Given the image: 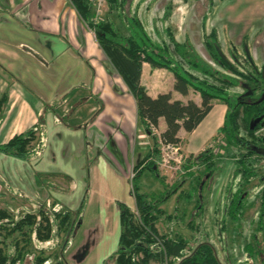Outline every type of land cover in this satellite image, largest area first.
Here are the masks:
<instances>
[{
  "label": "rangeland",
  "instance_id": "rangeland-1",
  "mask_svg": "<svg viewBox=\"0 0 264 264\" xmlns=\"http://www.w3.org/2000/svg\"><path fill=\"white\" fill-rule=\"evenodd\" d=\"M104 2L105 7L98 22L109 19L126 34L127 25L124 16L134 12L154 40L167 41L169 29L180 43L187 37L198 55L211 65L213 64L203 40L204 36L214 29L218 34L220 48L226 56L230 57L231 47H235L234 53L238 51L239 54L242 53L244 46L247 47L251 59L260 68L264 80V0H130L126 8L119 11L111 9L108 0ZM80 23L82 25V22ZM4 33V28H1L0 36ZM91 35L93 37V33ZM0 44L5 45L4 40L0 39ZM40 60L38 61L42 62L47 76L57 73L55 75L58 80L53 83L47 76L46 80H42L43 77L39 76L36 81L37 86L42 82L45 89L50 88L54 93L67 94L65 88L70 86L71 81L66 76L71 73L73 66L54 65L52 64L54 61L50 59ZM103 60L107 70L116 76L123 87L105 56ZM27 71L32 74L30 67ZM0 75L5 78L3 83L7 91L20 88L18 85L20 82L14 81V74L8 72L1 64ZM18 75L16 78L22 77L20 73ZM170 75L173 78L171 73ZM168 76L166 70L154 77L145 75L144 83L150 91H153L152 94H155L157 88L158 90L170 88ZM30 84L32 89L36 88L34 81ZM172 85L173 99L178 95L174 94ZM234 91L242 93L243 87H237ZM115 92L121 94L116 89ZM32 93L37 95L35 92ZM127 95L131 100L128 92ZM36 98L39 99L37 115L45 114V121L48 118L51 122L63 124L67 132L80 129L82 134L63 133L55 136L59 139L57 141L50 138L51 134L45 125L41 129L39 145L33 147L30 159L20 160L0 153V210L6 211L16 219L26 213H36L40 209L50 214L53 210L76 212L80 207L82 211L79 220L76 218L71 220V225L65 233H58L57 222L51 215V237L45 241L33 239L30 246L32 255L26 256L21 263L30 264L27 261L38 255L41 250L45 256H51L43 264H72L67 258L73 248L79 246L82 241L81 249L73 258L76 262L80 261L89 249L91 256L96 255L104 243V246L113 244L115 252L118 248L119 235L114 222L117 218L105 220L107 213L112 216L114 211L109 205V197L123 198L120 201L130 209L133 207L135 211L130 175L131 163L138 162L142 158V153L137 148L142 146L141 142L146 141L143 148L150 151L153 145L152 137L155 136L142 131L138 123L132 124L122 119L120 115L123 109L114 101L110 106L100 102L99 111L87 118L88 112H82L85 108L81 109L79 114L76 113L81 102L70 93L63 98L60 97L59 100L58 96H55L53 101L48 98V102L41 96H35L33 100H37ZM188 99L200 103L199 96L193 91L182 97L184 102ZM213 105L216 111L225 110L221 102L213 101ZM6 111L4 107L0 114V122L5 123L9 119L10 113ZM211 114L203 121L199 133L205 132L206 135V128L215 126ZM81 117H85V124L80 126L77 123L80 122ZM68 118L74 120L66 121ZM92 124L98 131L105 133L106 138L98 136L93 138L90 133L88 134V128ZM157 130L159 131L158 127ZM141 132L145 136L142 139ZM260 133H264V127ZM184 137L179 143L178 155L168 151L162 152L159 146L158 178L146 170L133 181V185L138 188L139 193L146 194L150 200H162L167 196L159 208L162 210V215L156 223L159 234H182L190 241V247L208 242L214 247L218 259L223 264H247L245 248L247 245L252 246L255 239L261 243L264 253V218L261 222L262 229L258 228L260 196L264 188V153L254 155L248 160L246 167L251 168L252 173L245 180L240 174L234 173L238 152L222 135L214 133L195 145L189 143L185 135ZM3 142L4 136L0 133V145ZM202 153L210 155L209 160L214 163L212 177L207 175L205 163L198 158ZM178 156L182 157L179 164L174 161ZM163 157L168 160L165 166H162ZM189 159L190 164L187 163ZM105 161L119 171L128 169V180H125L126 185L124 190H121L123 193L120 192V185L112 177L107 180L105 188L97 186L90 194V181L93 176H90L89 169ZM185 162L186 169L182 168ZM188 193L191 194L189 197H187ZM239 193L246 194L244 207L239 216L232 220L227 217L226 210L231 198L238 196ZM52 204L55 206L53 207ZM166 216L170 217L166 218ZM191 220L196 227L194 229L187 227V223ZM74 225L77 228L70 232ZM13 238L14 235L5 237L4 231H1L2 253L14 256L15 246L10 242ZM66 240L68 242L64 246ZM18 243L19 246L23 245L21 238L18 239ZM114 252L107 256L106 260ZM73 259L71 260L74 261ZM85 262L82 264H88ZM252 262L260 264L258 257H253Z\"/></svg>",
  "mask_w": 264,
  "mask_h": 264
},
{
  "label": "trees",
  "instance_id": "trees-1",
  "mask_svg": "<svg viewBox=\"0 0 264 264\" xmlns=\"http://www.w3.org/2000/svg\"><path fill=\"white\" fill-rule=\"evenodd\" d=\"M69 1L82 22L93 32L99 48L128 89L135 103L138 124L146 134L150 135V127L157 128L159 120L163 119L165 130L159 134L161 142L178 145V132L182 129L188 134L192 133L212 110L213 101L221 102L226 111L216 135H222L238 152L234 173L240 174L245 180L251 176L252 169L246 167L248 160L254 155L264 153V133H260L264 127V80L260 68L251 59L246 46L240 54L238 51L234 53L236 48L231 47L228 57L220 48L217 31L211 30L204 36L203 43L213 66L198 55L187 37L180 43L169 29L167 41L154 40L134 12L124 16L127 25V33L124 34L109 19L97 23L93 21L91 0ZM129 3L130 0H108L110 8L118 11L125 9ZM144 63L153 69H163L171 73L174 79L173 91L182 96H187L193 91L199 96L200 103L190 99L186 102L172 99L170 92L160 93L155 97L149 96L140 81ZM237 87H243V92H235ZM7 102L8 94L3 93L0 97V114ZM45 125V114L38 115L34 126L1 144L0 153L20 160L30 159L33 147L39 145L41 129ZM157 140L156 136L152 137L153 145L150 151L132 168L135 211L124 203L117 202L118 248L102 264H223L218 259L214 247L208 242L190 247V241L182 234L158 233L156 223L162 215L159 208L167 196L162 200H150L133 185V181L146 170L159 177L160 154ZM198 158L205 163L207 175L212 177L214 163L209 160L210 155L202 153ZM188 162L190 164V159ZM186 167L185 162L182 168ZM189 195L191 194L188 193L187 197ZM245 199L244 193L231 198L226 210L228 218L234 220L239 216ZM81 211L80 207L76 212L53 210L50 214L40 209L36 213H26L16 219L6 211L0 210V233L4 231L5 237L14 235L10 242L15 246L14 256L2 253L0 249V264H22L26 256L32 255L30 246L33 239L45 241L51 237L52 216L57 222L58 233H65L73 218L79 220ZM195 214L197 215V212ZM263 218L264 188L260 196L259 230L262 229ZM6 224L9 226H4ZM188 226L196 228L192 220L187 223ZM75 228L76 225L70 232ZM19 238L22 246H19ZM67 242L66 240L64 246ZM39 252L27 263L43 264L51 257L45 256L41 250ZM245 254L247 264H253V257H258L260 264H264L261 243L256 239L252 246H246Z\"/></svg>",
  "mask_w": 264,
  "mask_h": 264
},
{
  "label": "crops",
  "instance_id": "crops-1",
  "mask_svg": "<svg viewBox=\"0 0 264 264\" xmlns=\"http://www.w3.org/2000/svg\"><path fill=\"white\" fill-rule=\"evenodd\" d=\"M0 8V29L4 28L5 31L4 35L0 36V39L5 42V45L0 44V64L4 66L8 72L14 74V81L20 82V84L17 83L20 86L19 89L12 88L7 91L3 83L5 78L0 75V97L3 93L7 92L8 102L5 109L7 110L6 112L10 113L9 119L5 123L4 121L0 122V133H3L4 136L3 143H6L14 135L28 130L37 123L39 99L36 98L37 100L34 101L33 97L35 96H41L48 102V98L53 101V98L58 96L59 100L60 97L63 98L70 93L71 96L79 98L78 101L81 102L80 106L76 109V113L79 114L81 109L85 108L82 112H88L87 118L92 117L99 111L98 106L100 102H105V104L110 106L111 102L114 101L123 109L120 115L122 119L128 120L132 124H134V122L138 123L135 103L132 97L130 98L131 100H129L127 95V92L129 93L128 89L118 75L117 77L121 80L124 85L123 87L115 78L116 76H113L112 73L107 70L103 60V56L105 55L95 41L94 34L93 40L91 35L93 32L82 22L69 0H0ZM80 22H82V25ZM43 58L54 61L52 62L54 65L59 64L62 66L70 64L73 66L71 73L66 76L71 81L70 86H66L65 88L68 91L67 94L63 92L54 93L50 88L45 89L41 81L37 86L36 81H38V77L41 76L43 77L42 80H46V76L48 75L45 72V68L42 67V62L38 61ZM28 67L32 69V74L27 71ZM164 71L163 69H153L147 63L142 65L140 81L149 96L155 97L160 93H171V84H173L174 79L171 78L169 72H167L170 80V88L168 90H158L157 88L155 94H152L153 91H150V88L144 83L145 75L154 77L164 73ZM17 72L20 73L22 77L16 78V76H19ZM27 72L28 74H26ZM55 74L57 75V73ZM54 75L50 74V76H47L53 83L58 80L56 75ZM60 79L62 80L63 78ZM11 80L13 79L11 78ZM31 81H34L36 88H31ZM115 89L121 94L118 95ZM32 92H35L37 95H34ZM174 94L178 95V97L173 99L184 102L182 97L186 96H182L176 92H174ZM44 99L42 100L44 101ZM225 111L226 107L225 110L220 109L216 111L213 105L212 110L205 119L212 113L211 116L213 115L212 120L215 126L213 127L211 125L212 127H207L206 135H204L205 132L199 133L200 126L205 120L204 119L192 133L188 134L181 129L178 132V138L181 141L185 138V135L189 143H194V145L206 140L214 133L216 134V130L222 125ZM70 120L74 119L68 118L66 121ZM84 122L85 117H81L80 122L77 124L80 125ZM46 128L51 134L50 138H54L57 141L59 139L55 136L62 135L63 133L67 135L70 133L82 134V130L80 129H73L71 132H67L63 124L59 125L54 121L51 122L48 118L46 121ZM158 128L159 132L165 130V122L163 119L159 120ZM141 129L143 131L142 127ZM89 133L93 138L95 136L106 138L105 133L98 131L94 124L88 128V134ZM140 137L141 139L145 137L144 133L141 132ZM146 143V141H142V146L137 147L142 153V158L149 152V150L147 151V149L143 148V145ZM136 163L137 162L131 163L130 175H132V168ZM99 165L89 169L90 176H93L90 181V194L94 192L97 186H104L105 188L107 180L112 177H114L120 185V192H122L124 190V185H126L125 180H128V169L123 172L119 171V169L114 168L113 165L107 161L101 162V165ZM120 200H123V198L119 196L109 197V205L114 211L112 216L107 213V217H105L106 221L109 219L116 220L117 218V221L114 222L118 230L119 208L116 203L121 202ZM131 210H133V207H131ZM82 242L79 246L73 248L72 253L67 258L72 264H82L87 260L88 261L85 263L88 264H102L107 256L115 250L113 244L104 246V243L96 255L91 256V250L89 249L86 255L80 261L78 260L76 262L73 258L76 256L78 250L81 249Z\"/></svg>",
  "mask_w": 264,
  "mask_h": 264
},
{
  "label": "built area",
  "instance_id": "built-area-1",
  "mask_svg": "<svg viewBox=\"0 0 264 264\" xmlns=\"http://www.w3.org/2000/svg\"><path fill=\"white\" fill-rule=\"evenodd\" d=\"M92 1V14H93V21L94 22H98L101 18L102 15V9L103 7H105V2L104 0H91ZM150 132L152 136H156L158 138V144L159 146H161L160 150L162 152L164 151H168L169 153H173L178 155L180 153V146L178 145H171V144H164L161 142V139L159 137V131L157 130V128L155 127H150ZM212 145H210L211 147ZM182 159L181 156H178L177 159H174V161H176L178 164L180 163V160ZM164 161V164H162V166H165L166 163H168V160L165 159V157H163L162 159ZM133 176V175H131ZM132 178V177H131Z\"/></svg>",
  "mask_w": 264,
  "mask_h": 264
}]
</instances>
